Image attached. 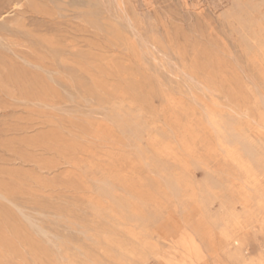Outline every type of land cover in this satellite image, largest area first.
Here are the masks:
<instances>
[{"label":"rangeland","instance_id":"374dc122","mask_svg":"<svg viewBox=\"0 0 264 264\" xmlns=\"http://www.w3.org/2000/svg\"><path fill=\"white\" fill-rule=\"evenodd\" d=\"M263 191L264 0H0V264H264Z\"/></svg>","mask_w":264,"mask_h":264},{"label":"bare ground","instance_id":"6f19581e","mask_svg":"<svg viewBox=\"0 0 264 264\" xmlns=\"http://www.w3.org/2000/svg\"><path fill=\"white\" fill-rule=\"evenodd\" d=\"M251 154H253V153H251ZM257 161H255V163ZM259 165H260V163H259ZM262 166L263 165H261L260 167H262ZM257 210H258V214H257L258 216L252 215L247 220L234 222V225L236 226V229H238L239 231L242 232V234L239 237L233 238V242H232L233 244H235L237 246L238 249H241V248H245L246 249V246H247V241H246L247 232H248L249 229H251L253 227H259L261 232L264 235V191L261 193L260 198H259V200L257 202ZM240 255H242V254L240 253ZM244 262H245V264L254 263V261L252 259H247V258H245ZM201 264H209V263L203 262ZM210 264H215V263H210Z\"/></svg>","mask_w":264,"mask_h":264}]
</instances>
